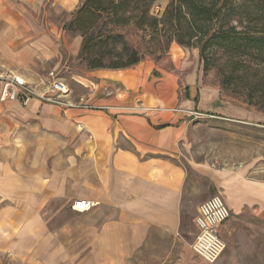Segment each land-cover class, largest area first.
I'll return each mask as SVG.
<instances>
[{
    "label": "crops",
    "instance_id": "crops-1",
    "mask_svg": "<svg viewBox=\"0 0 264 264\" xmlns=\"http://www.w3.org/2000/svg\"><path fill=\"white\" fill-rule=\"evenodd\" d=\"M82 1L0 0V72L41 85L54 71L67 87L64 105L0 102V256L7 264H209L184 226L210 191L230 212L215 264H235L242 247L229 219L246 212L264 222V157L234 166L196 159L190 129L206 118L264 128V114L204 83L198 48L171 46L158 64L88 69L81 36L66 29ZM81 198L97 204L77 212Z\"/></svg>",
    "mask_w": 264,
    "mask_h": 264
},
{
    "label": "trees",
    "instance_id": "trees-1",
    "mask_svg": "<svg viewBox=\"0 0 264 264\" xmlns=\"http://www.w3.org/2000/svg\"><path fill=\"white\" fill-rule=\"evenodd\" d=\"M157 1L83 0L66 29L81 36L79 57L87 68L124 69L141 61L145 52L125 37L124 29L133 27L160 52L172 41L198 46L204 72L208 53H229L222 87L248 84L247 105L264 114V0H169L160 17L151 13Z\"/></svg>",
    "mask_w": 264,
    "mask_h": 264
},
{
    "label": "rangeland",
    "instance_id": "rangeland-1",
    "mask_svg": "<svg viewBox=\"0 0 264 264\" xmlns=\"http://www.w3.org/2000/svg\"><path fill=\"white\" fill-rule=\"evenodd\" d=\"M168 2L169 0L155 2L151 8V13L160 17ZM252 22L254 23V21ZM236 27L237 29H242L240 25ZM124 32L130 45L138 46L141 51L145 52L142 61L150 59L156 64L161 63V61L169 57L171 46H174V49L179 46V44L172 41L167 50L160 52L153 46H149L148 43H142L140 37L142 33L135 31L133 27H127ZM145 39H148L147 36ZM142 44L145 46L141 48ZM193 48L200 50L198 46ZM150 51L152 53H149ZM230 57L227 52L218 51L212 55L208 53V68L205 72L203 70L204 83L217 85L221 90V95L226 99L236 103L247 104L245 98L249 90L248 84L244 82L231 83L226 88L221 85L224 71H229ZM172 60L177 62V58ZM200 60L199 62L203 69V64ZM171 61H168L170 63L167 64H171ZM248 106L259 111L256 106ZM190 149L196 159H206L218 166L239 165L247 162L251 157H264V128L242 126L213 118L197 119L190 129ZM196 188L202 192L205 190L206 185L201 183ZM214 194L209 191V197ZM205 200H201V203ZM193 217L194 213L192 214ZM229 221H231L235 229L233 232L234 237L239 246L242 247L240 254L236 257L237 261L235 264H264V222H254L246 212L237 216L232 215ZM184 232L191 244L195 234V228L191 220L185 223ZM7 263H9L7 258L0 256V264Z\"/></svg>",
    "mask_w": 264,
    "mask_h": 264
},
{
    "label": "built area",
    "instance_id": "built-area-1",
    "mask_svg": "<svg viewBox=\"0 0 264 264\" xmlns=\"http://www.w3.org/2000/svg\"><path fill=\"white\" fill-rule=\"evenodd\" d=\"M67 87L54 71L48 73V80L41 85L30 84L22 75L14 72H0V102L18 101L27 105L32 99L46 103L65 104L60 99ZM89 199H78L71 208L77 212H87L96 206ZM229 208L220 194H214L199 204L193 217L196 228L192 251L209 264H214L225 250V242L219 235L220 226L229 217Z\"/></svg>",
    "mask_w": 264,
    "mask_h": 264
}]
</instances>
